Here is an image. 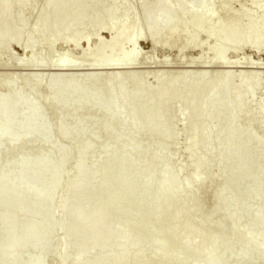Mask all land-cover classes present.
I'll use <instances>...</instances> for the list:
<instances>
[{"label": "rangeland", "instance_id": "1", "mask_svg": "<svg viewBox=\"0 0 264 264\" xmlns=\"http://www.w3.org/2000/svg\"><path fill=\"white\" fill-rule=\"evenodd\" d=\"M44 1L45 0H35L34 2V0H23V7L12 10L7 19L0 20V37L3 42L8 43L0 49V74L8 73L4 74L5 80L2 79L5 83L1 81L2 84L4 83L5 85L0 84V87L2 86L0 88V101L7 97V95L13 93L12 96H18L22 103V106L18 109L10 106L4 110H0V116L3 119V122L0 123V127L8 122V118L16 113L15 111H17V115L20 118H25L29 112L30 105H34L48 117L51 116V119L48 118V120H51V124L48 126V130H44V133L53 132L61 128H64L66 130L65 132L71 137L79 133H92L95 130V115L99 108H103L105 112L111 114V112L119 108L130 98L137 97L140 100L146 97L149 98V96H155V98H157L160 96L161 90L167 87L166 84L175 79L176 75H179V72L190 71L189 74H192L191 72L197 69V67L194 69L195 66L192 64H181L179 66L173 64L171 68L163 69L160 68V66L156 67V63H154L155 65L153 64V62L156 61H153V59L162 58L161 56H164V53H152L151 50H149V44L144 42L143 39L146 36V23L142 14L151 16L157 9L162 7H166L167 10L173 13L177 9H181L188 13V15L196 16L195 18L197 19H194L198 21L195 22L185 18L181 22V27L176 32V40L172 46V53L169 56V61L175 62L179 60L187 62L194 60L200 53L201 47L199 41H203L202 39H198L200 37H197L194 31L199 28L203 35L206 34L207 36V34L211 33L210 30L216 29L214 24H219L218 27L222 28L221 24L224 23L225 27L223 24V29L220 28L223 32L217 28L220 30L219 33L221 32L220 36L217 38L218 42L215 40L211 45L217 42L215 46L217 51L227 49L228 52L223 58L246 63L243 66L245 68H241L242 71L246 70V68H251L253 71L261 72L259 73L258 80L253 79L252 81H257L260 88L252 95V84L246 92L239 96V100L244 102L246 107L236 116L238 129L231 141V148L236 147L241 139L240 136L244 129L242 122L245 117L250 113L256 112L259 107H261V101H264V1L262 0L260 2L258 0H228L227 5L220 10L215 9L217 0H204L202 4L192 2L189 4L188 8L180 5L177 7L174 0H158L155 4L146 7L143 13V7L135 2L136 0H125V5L127 4L126 6H129L131 14L126 12L125 5L122 2L116 1L112 6L115 11L113 16H108L106 14V10L110 7V4L105 1H101L100 10L96 11L86 10L82 8L80 4H76V6L69 9H59L53 13L48 12L43 7ZM256 2L258 4H256ZM175 15L176 14L161 19L155 31L156 36L153 41L159 44V47H161L160 49L166 47V37L171 30V23L177 17ZM210 16L214 17L212 24H208L206 21ZM43 17H47L48 21L40 28L35 29V24ZM99 22L100 24H102V22L105 23L104 29L96 34V26ZM253 22L257 23V27L254 26L255 24H253ZM4 23H6L8 27L2 32L1 26ZM134 23H137L138 35L140 36L137 43L140 60H142L141 62L147 60L150 61L149 63H152L146 66L139 65L135 67L136 69H131L132 71H136L139 68L140 72H144L145 74L139 78L138 82L143 86L145 84L147 85H145L146 87L143 88V90L128 86L127 89L123 90L127 95L123 98L124 100H118L114 102L112 106L104 108L102 105L105 104V97L108 92L104 90L105 87H102L103 89L100 88L99 99L91 101L88 104L85 103L81 108H78L80 105V103L79 105L77 103L79 97L88 95L92 92V85H87L88 87L81 89L75 97H68L62 91H55L54 106L47 109L43 103L46 96L53 92V77L47 76L48 81L39 89L38 98L35 102L29 101L28 99L30 94H33L32 89L29 87L28 89H24L19 86L17 90L13 84L16 81L13 80V78L18 77L20 74L23 76L28 73H45L46 75L56 73L57 71H54L53 68L47 67L44 71V69H40V67H35V64L54 63L62 55L65 57V60L81 57L106 60V57H108L107 53L103 52V50H98V47L101 46V44L106 45L110 43L111 40L117 36L122 39V44L124 43V46L122 45L119 47L118 51L114 54L115 57H121V55L126 52L125 42L132 37L128 29ZM84 26L88 27L86 31H83ZM251 26H254V28H250ZM113 27H115V29L111 30ZM67 33L71 37L69 36L70 38L67 42H63L62 38L64 34ZM13 34L18 35L20 44L30 43L29 48L24 51L19 46L20 44H17V42L13 40ZM51 34L56 36L55 40L48 42L47 38ZM253 38L257 39L252 40ZM208 44L210 45V43ZM206 51L208 58H213L212 51H210L211 54L208 52L209 50ZM25 55L32 56L26 64L23 66L11 65V62H13L10 61L11 59L18 61ZM153 55L156 56L154 57ZM213 60L216 61V59ZM147 61L144 63H147ZM158 70L159 72H165L163 77L160 76L161 74ZM9 74L11 77L8 79L7 77ZM208 74L209 73H206L204 76L202 75V80L200 79V81H202L201 86L194 91H188L184 88L186 85H193V80H195L192 79V77L190 78L189 75V77L185 75L186 78L183 79V83L180 84L181 86L170 92L167 105L162 113L155 115V108H153L154 110L151 108L149 112H145V114L138 118L136 115L140 112L138 109L139 107L129 109L121 118L119 140L109 143L101 140L100 143L98 142L99 144H92L90 149L93 151V157L88 160H83L81 162L75 160L78 150L85 146V140H74L70 142V139H67V137H56L52 140L53 143L50 144L51 161L49 163V169L52 170L55 168L57 158L60 156L58 152L59 149L63 150V148H67L65 151L66 160L61 165V169L66 173L62 181V186L64 187L75 180L73 170L79 164L90 162L91 160L105 155H109L113 158L111 163L108 162L105 164V167H107V174L95 175V173L92 172L93 170H90L82 177L84 186L80 189L69 193L64 198L48 195L43 196L39 201L40 204L49 203L52 207L59 206V208H61L55 218L64 219L69 216H74L77 221L86 223L87 225V231L85 233L68 238V240L64 242L65 248L63 249V253L67 261L63 264H70L77 249L84 247L86 240L93 235L91 231L93 227H101V231L97 236V248H104V250L114 253L120 247L124 239L130 238L131 234L122 231L119 238L112 244H103V238L115 232L118 226L125 227L136 222H140L139 224L141 227L135 235L136 244L141 246L142 244L153 241L155 237L162 236L157 241V245H155L150 252H146L139 257H133L131 253L134 250L130 249V256L125 258L120 264H159L158 260H154L153 257L156 252L163 250L162 246L170 247V250L166 251L169 254V258L165 264H204L205 260L213 255V252L210 249V240H199L198 237H200L203 232L210 229V227L215 228L217 226L222 228L221 238L220 241H218L219 249L227 248L228 252L240 253L249 248L256 253L255 255L256 257L258 256L257 258H260V263L264 264V248L259 250L258 247L259 243L264 242V230H259L257 227L259 223L264 220V207L259 206L260 203L264 202V172L255 184H251L255 171L258 169L264 171V121L260 126L255 124H253V127L251 126L249 138L245 143V150L242 151L239 160L229 159L216 163L217 158L224 149L225 137L229 133L227 122L232 118V107L235 104L231 99L238 93L237 86L239 85L240 77L233 82L225 80L221 83V81L218 90H208L207 84L211 81L212 77L209 76L212 73L207 76ZM191 76H193V74ZM198 78L199 77L196 79L197 81ZM71 79L72 78H63V86L71 84L73 82ZM197 81H195V83ZM11 85H14L12 86L13 88ZM14 87L15 91L17 90L16 92H13ZM11 88L13 91L10 93L12 90ZM61 102H65L68 109L78 108L77 113L70 116L67 114V111H56V106ZM219 102L221 104H219ZM189 108L198 109L200 114L204 116V121L198 126L195 125L193 119L184 120L180 115H172V112H186ZM213 112L218 115V122L213 125L210 133L211 137L217 139V144H211L209 141L202 138L196 140L193 133L196 131L203 133L209 129L211 125L209 122V115ZM136 118H138V120ZM48 120L45 117H37L27 123H21L20 127L16 129H7L3 131L2 137L6 139V141L2 144V147L4 149L8 148L10 145L9 142L15 140L18 133L21 132L22 129L27 128L29 123L32 124L34 130H37L38 128L45 127ZM132 121L136 123L134 129L130 131L125 130L126 125ZM76 122H80L81 126L75 127L74 123ZM154 125L158 126L156 127ZM144 134H149V138L143 143L131 142L129 140L133 135L140 137ZM37 139V144L39 143L40 145H45L49 142L45 134ZM102 141L104 142L102 143ZM191 142L197 147V152L191 156H187L186 145ZM121 146L122 149L116 150ZM32 148L33 147H28L26 150L18 152L15 159L12 160L8 166L9 172L7 174L0 173V189H5L12 184L17 186V192L7 198L5 205L2 204L5 199L0 193V205H3L0 206V214L9 210L14 204L20 201L19 194L24 188L29 186V180L34 174H38L41 181L33 185L31 187V192L23 197L25 203L31 201L37 193L44 194V185L42 182L53 178V176L47 172H34L28 167L15 173V176L13 175L17 163L21 159L27 157L30 152H33L32 156L27 157L30 162L43 158L46 153L43 152L42 149L33 151ZM256 149L262 152L259 154V151ZM164 150L168 153L166 156L162 153ZM40 151H42L43 154ZM201 151L208 152L210 158L203 160L198 157V153ZM38 152L40 154L35 155V153ZM129 152L134 154L135 160H133L130 165L124 166L122 171L124 173H129L135 169H143V172L134 179L133 186L137 187L136 190L131 194L125 195L115 208L109 209L103 216L105 218L104 221L113 218H115V220L98 224L89 219V213L98 204V201L88 203L85 212L78 215L74 205L81 200L82 194L87 189L94 188L101 181L108 184L114 182L115 177L112 175V171L116 169V163L122 161V158ZM251 153H253V157H250ZM148 161L149 164H146ZM192 166L198 167V170L194 173H192L190 169ZM159 167H163V171L155 176L154 173ZM226 168L230 171L227 177L224 176V170ZM241 169L245 170L244 175L242 178H237V174ZM89 174L90 177H88ZM172 174L176 175L173 183L174 187L178 188L180 185H183L185 188L178 193L175 191L172 192L161 205L154 203L152 200L157 194L158 187L160 185L162 186ZM208 176H210L209 179H207ZM92 177L93 179L90 180ZM195 179H203L204 182L192 186L191 182ZM148 181L152 183V190L143 200H140L141 186ZM89 183L91 184L89 185ZM101 193L103 197H108L115 192L113 188L110 187L104 188ZM250 193H257V196L250 200ZM189 211L191 212L190 214L188 213ZM237 212H240L243 216L240 220L235 222H231L229 217L223 216H231ZM222 213L223 215H221ZM154 214H157L158 220L153 223L150 217ZM15 215L10 218L0 217V250L16 243L19 235L27 228L26 225L31 226V224L37 220L36 215L27 213L22 217L25 223H16L12 226V230H9L8 221L12 219L16 221V218H19V215ZM221 216H223V218H221ZM52 219H54V217L48 218L50 221ZM72 226L73 223H69L53 231L33 233L25 240L24 246L27 247L38 238L43 237L49 246L43 249L45 257L42 259L41 264H56L55 258L60 251L61 235ZM187 226H190L191 229L187 231L184 238H181L179 232L181 230L186 231L185 228ZM165 231L173 232L168 234L165 233ZM9 233V240L4 242L2 236L6 234L9 235ZM236 240L240 241L237 242V244L230 245V243ZM85 255H87L85 264L94 262L97 259L96 255H90L89 253ZM196 255H202L203 259L195 262L194 257L192 259L188 258L189 256ZM26 260L22 258V260H18L15 263L2 262V264H26Z\"/></svg>", "mask_w": 264, "mask_h": 264}, {"label": "bare ground", "instance_id": "2", "mask_svg": "<svg viewBox=\"0 0 264 264\" xmlns=\"http://www.w3.org/2000/svg\"><path fill=\"white\" fill-rule=\"evenodd\" d=\"M101 1L109 2L110 7L106 10V14L108 16H113L115 14L114 9L112 6L115 4L116 1H120L125 5V0H45L43 2V7L48 11V12H55L56 10L59 9H69L71 7L76 6V4H80L82 8L86 10H91V11H96L100 10V3ZM158 0H136L135 2L139 3L142 7V13L145 11V8L155 4ZM253 1V0H252ZM256 1V0H255ZM259 2L261 0H258ZM264 1V0H262ZM35 2V0H34ZM192 2H197L198 4H202L204 0H174V3H176V6H184L188 8L189 4ZM228 0H217V4L215 6L216 10L222 9L225 5H227ZM251 3V2H250ZM264 3V2H263ZM23 0H0V20L1 19H7L8 15L10 12L14 9H18L23 7ZM254 4V3H253ZM256 4H258L256 2ZM255 4V6H256ZM127 5V4H126ZM125 5V10L127 13L131 14L129 10V6L127 7ZM251 6V5H250ZM254 6V5H253ZM177 16L173 22L170 25V32L166 37V47L163 49H160L158 43H155L153 41L156 36V29L160 23L161 19L166 18L167 16ZM80 16V14H79ZM143 19L146 23V36L144 37V42H147L149 44L150 49L152 53H159L163 52L164 56H161L162 58H155L153 59L156 60L154 63H156V67L160 66V68H171L173 64H176L177 66L181 64H192L194 69L197 67L196 71L193 70L191 72L192 74H189L190 71H182L179 72V75H176L175 79H173L171 82H168L167 87L161 90L160 96L155 98V96H149L143 99H139L137 97L135 98H130L127 101H125L124 104H122L119 108H116L111 114H108L103 110V108H99L97 110V113L95 115V130L92 133H79L76 134L74 137H71L65 132L66 130L64 128H61L59 130H54L53 132H48L44 133V130H48V126H50V117L45 115L44 112L40 111L36 106L30 105L29 112L25 116V118H20L16 113L11 115L8 118V122L0 127V173L2 172L3 174H7L9 172L8 166L12 160L15 159L16 154L20 152L21 150H26L28 147H33L32 150H40L42 149L43 152H46L43 158L37 159L34 162H30L29 156L33 155V152H30L27 157L21 159L18 163L16 168L13 171V175L15 176V173H18L21 169L28 167L34 172H47L53 178L51 180L43 181L44 185V194L42 193H37L34 195V198L29 201V202H24L23 197L27 195V193H30L32 190V186L35 185L36 183L40 182V178L38 174H34L30 180H29V186L24 188L21 193L19 194V199L16 204H14L9 210L2 212L0 214L1 218H10L13 215L17 216L19 215V218H16L15 220H10L8 221V226L9 230H12V226H14L16 223H25L24 220L22 219L23 215L27 213H33L34 215L37 216V220L31 224V226H27L25 231L22 232V234L19 235L18 240L16 243L9 245L8 247H4L0 250V264L2 262H16L18 260L23 259H28L26 260V264H41L42 259L45 257V252L43 249L49 245H47L46 241L44 240L43 237L38 238L35 242L30 244L29 246L25 247V240H27L33 233L36 232H44V231H53L57 228H59L62 225H66L69 223H73V226L67 230L65 233L61 235V242H60V251L57 257L55 258L56 264H63L65 261H67V258L64 256L63 249L65 248V241L68 240V238H71L73 236H78L80 234H83L87 231L86 229V223H81L77 221L74 216H69L68 218L64 219H57L55 218L57 213L61 208L59 206L57 207H52L49 203L46 204H40L39 201L43 198V196H56V197H66L69 193H72L81 187L84 186V182L82 177L84 174L90 170H93L92 172L95 173V175L100 174V175H105L107 174V170L105 167V164L108 162L111 163L113 161V158L109 155L105 156H100L99 158L95 160H91L90 162H85L84 164H79L74 170H73V176L75 177L72 183H70L68 186L64 187L62 186V181L64 176L66 175L65 172L61 169L62 163L66 160V149L63 148L59 149V154L60 156L57 158L56 161V166L54 169H49V163L51 161V154H50V149L51 145L53 142L52 140L54 138H62V137H67V139H70L71 141H80V140H85L86 144L85 146L81 147L78 150L77 157L75 160L77 161H83V160H88L89 158L93 157V151H91L92 144L100 143L101 140H104L105 142H113L116 140H119V131H120V122L121 118L125 115V113L128 112L129 109L131 108H138L140 112L136 115V117L140 118L141 115L145 114V112H149V110L152 108H155V115L164 112L165 107L168 102L169 94L170 92L176 90L181 86L180 84L183 83V79L186 77L190 78L192 77L193 80V85H186V88L188 91H194L196 88L201 86L200 79L202 80V75H206V73H212L207 75L211 78V81L209 84H207L208 90H218L219 85L223 83V81L227 80L228 82H233L236 79L240 77L239 85L237 86L238 93L235 97H233L231 100L234 101V106L232 107V118L227 122V126L229 127V133L228 135L224 138V149L221 151L219 157L216 160L217 162H223L225 160L229 159H234V160H239L242 151L245 150L246 147V140L249 138L248 136L250 135V130L251 126L253 127V124L260 126L263 121H264V101H261V107L256 112L250 113L248 116L245 117V119L242 122L243 130L240 136V141L238 142L236 147L231 148V141L234 137V135L237 133V126L238 122L236 121L237 118L236 116L241 113L245 107L246 104L239 100V96L242 95L244 92L247 91V89L253 84L252 88V95L256 92L257 89H259V84L257 81H253V79L258 80V76L260 75L257 71H253L251 68H246V70H243V67L246 63L241 62V61H233V60H227L223 58L227 54V49H222L221 51H217L215 49L216 43L218 42L217 38L220 36L219 31L223 29V24L222 28L218 27L217 24H214L216 29L210 30L211 33L203 35V33L200 31V29H196L194 33L196 34L199 40L202 39L203 41L200 42V53L196 56L194 60H190L187 62H182V61H175L171 62L169 61V56L172 53V46L175 43L176 40V32L179 30L181 27V22L186 18L189 20L195 21L196 16L194 15H188V13L184 12L181 9H177L174 13L167 10L166 7H162L157 9L151 16H146L143 15ZM133 17V16H132ZM195 18V19H194ZM48 21L47 17H43L39 22L35 24V29L40 28L43 24H45ZM207 23L212 24L214 21V17H208L207 18ZM137 22V20H136ZM198 22V21H195ZM200 22V21H199ZM104 24H100V22L97 24L96 28V34L101 32L104 28ZM137 23H134L128 31L130 34H132V37L128 39L125 42V48L126 52H124L121 57H115V52L118 51L119 47L122 45L124 46V43L122 44V39L117 36L114 39L111 40L110 43L104 45L101 44V46L98 47V50H103V52L107 53L106 60L105 59H94V58H87V57H81V58H71L70 60H65L64 56H60L57 61L54 63H49V64H35V67H40V69H44L47 67L53 68L54 71H57L54 74H49L46 75L45 73H28L26 75L21 76V74L18 77H14L13 80H16L15 87L18 90V87L21 86L24 89L28 87L32 89L33 94H30L29 96V101L35 102L37 101L38 98V91L41 89L42 86L46 84L48 81V77H53L52 81V90L53 92L49 95L46 96L44 100V105L45 108L49 109L53 107L54 105V93L55 91H62L66 96L68 97H75L77 93L83 89L88 87L89 85H92V92L88 95H82L79 97L77 103L79 105L78 108H81L85 103H89L91 101H95L100 98L99 93H100V88H104V90L108 92L106 94L107 96L105 97V104L104 108H108L109 106H112L114 102H117L118 100H124L127 95L123 91L130 87L134 88H139L140 90L145 88L147 84L144 86L139 84L138 80L144 72H140L139 68L137 70L139 71H132L133 69H136V66H143V65H150V61H147V63L141 62L139 57V50L137 48V43L139 41L140 36L138 35V26L136 25ZM198 24V23H197ZM254 26L257 27V23H254ZM217 25V26H216ZM254 26H251L250 28H254ZM8 25L4 23L1 26V31H5ZM225 27V24H224ZM217 28H221L220 30ZM88 29L87 26L83 27V31H86ZM115 27H113L111 30H114ZM222 31V30H221ZM223 32V31H222ZM219 35H218V34ZM70 35L64 34L62 40L63 42H67L69 40ZM55 35L51 34L48 38L47 41L51 42L55 40ZM202 37V38H201ZM13 40L19 43L18 35L13 34L12 35ZM204 38V39H203ZM257 38H253L252 40H255ZM217 41L214 43V45H211L214 41ZM210 43V45L208 44ZM253 43V42H251ZM8 43L3 42V40L0 37V49L4 46H6ZM208 44V45H207ZM24 51L29 48L30 43L27 44H20L19 45ZM206 46V47H205ZM214 48V49H213ZM213 49V51H212ZM210 53L212 51L213 53V58L211 57L208 58L207 51ZM150 52V53H151ZM151 53V54H152ZM211 54V53H210ZM154 57L156 55H153ZM158 56V55H157ZM32 56L25 55L23 58H21L18 61L10 60L13 61L11 62V65H17V66H23L26 64V62L31 59ZM213 59H216L213 60ZM152 60V59H150ZM10 63V62H9ZM155 65V64H154ZM152 66V65H151ZM155 67V68H156ZM254 67V66H253ZM141 68V67H140ZM143 68V67H142ZM148 68V67H146ZM210 68V70H209ZM242 68V69H241ZM257 68V67H255ZM132 69V70H131ZM208 69V70H207ZM241 69V70H238ZM249 69V70H247ZM47 70V69H46ZM38 71V70H37ZM41 71V70H39ZM168 71V70H167ZM43 72V70H42ZM159 72V70H158ZM157 72V73H158ZM169 72V71H168ZM152 73V72H151ZM161 75H160V74ZM158 74L163 77L165 72H159ZM171 73V72H170ZM181 73V74H180ZM8 74V73H4ZM4 74H0V84L5 85V76ZM147 74V73H146ZM195 74V75H194ZM15 75V74H13ZM186 75V77H185ZM189 75V76H188ZM212 75V76H211ZM8 76V75H7ZM48 76V77H47ZM167 76V74H166ZM9 76L7 77L9 79ZM196 77V78H195ZM198 78V81L196 80ZM63 78H72L73 82L69 85L63 86ZM165 78V77H164ZM3 79V80H2ZM11 80L12 82H14ZM3 81L4 83L2 84ZM195 81H197L195 83ZM222 81V82H221ZM221 82V83H220ZM7 84V83H6ZM118 84V85H117ZM14 85H11L14 86ZM88 85V86H87ZM165 85V84H164ZM142 86V88H141ZM2 87V86H1ZM0 87V88H1ZM14 87L11 88L12 90L10 93L16 92ZM21 88V89H23ZM102 88V89H103ZM20 89V88H19ZM91 89V88H90ZM120 90V92H119ZM123 91V92H122ZM8 92V91H7ZM13 93L10 95H7L4 99L0 101V110H4L8 107H12L15 109H18L21 104V99L18 96H12ZM252 97V96H251ZM219 104H221L219 102ZM223 106V105H221ZM226 106V105H225ZM229 106V104H228ZM78 108H67V105L65 102H61L59 105L56 106V111L58 112H65L67 111L68 115H72L74 113H77ZM89 112V111H86ZM152 112V110H151ZM44 115V116H43ZM172 115H180L184 120H189L193 119L194 123L196 126H198L202 121H204V116H202L199 112L198 109L195 108H189L188 111L184 112H172ZM37 117H45L50 118L45 127L38 128L37 130H34L32 127V124L29 123V126L27 128L22 129L21 132L18 133L17 137L15 140L9 142L10 145L8 148H3L2 144L6 141V139H3L2 137V132L7 130V129H16L20 127L21 123H27L29 121H32V119L37 118ZM138 118H136L138 120ZM209 122L211 123L209 129H207L205 132H200L196 131L193 133V136L196 140H200V138L209 141L211 144H217V139L211 137L210 131H212L213 125L218 122V115L216 113H211L209 115ZM135 120V121H137ZM3 122L2 117L0 116V123ZM40 124V123H39ZM80 122L74 123L75 127H79ZM254 125V126H255ZM134 126H136V123L134 121L129 122L125 130H133ZM158 126V125H154ZM200 132V133H199ZM45 134V136L48 138L49 142L46 143L45 145L42 144L39 145L37 144V138ZM149 138V134H144L140 137H136L135 135L131 136L129 140L131 142H136V143H143ZM201 139V140H202ZM257 140V139H255ZM102 141V143L104 142ZM98 143V144H99ZM194 146V143L191 142L190 144L187 143L186 145V155L191 156L192 154H195L197 152V147ZM231 148V149H230ZM122 149V146L117 148L116 150ZM258 150L259 154L262 152L259 149ZM40 151L42 154L43 152ZM163 155L166 156L168 153L166 150H164ZM40 154L35 153V155ZM253 153H251L250 157L252 156ZM198 157L202 158L203 160L210 158V154L206 151L198 153ZM133 160H135V156L132 152H129L125 155V157L122 158V161L116 163V169L112 171V175H114L115 180L112 183H105L104 181L99 182L94 188L87 189L82 195L81 200L77 202L74 207L75 211L78 215L82 214L85 212L86 205L92 201H98V204L90 211L89 213V219L92 220L95 223H108L110 221L115 220L109 219L108 221H104L105 218L103 217L105 213L109 209L115 208L119 202L122 200V198L127 195L131 194L136 190L137 187L133 186V182L135 177L140 176L142 174L143 169H135L130 171L129 173H124L122 171V168L126 165H130ZM149 164V161L146 163ZM192 173L196 172L198 170L197 166H192L190 167ZM163 171V167H159L158 170L154 173L155 176L159 175ZM190 171V173H191ZM245 170H240L237 174V178H242L244 175ZM263 170L258 169L254 173V177L251 180V184H255L263 175ZM230 171L228 168L224 170V176L227 177L229 175ZM178 175V174H177ZM90 177V174L89 176ZM176 178L175 174H172L163 184L162 186L160 185L157 189V194L153 198V202L156 204H163L164 200L172 193V192H181L185 186L180 185L178 188L174 187V180ZM210 176L207 177L209 179ZM93 177L90 179L92 180ZM89 182V181H88ZM203 179H195L191 182L192 186L198 185L203 183ZM91 183H89L90 185ZM113 188L114 194H110L108 197H103L101 194V191L104 188ZM152 183L147 182L146 184L141 186L140 193L141 197L140 200H143L144 197L148 195L149 192L152 190ZM17 192V186L15 184L7 186L5 189H0V193L4 197V202L2 203L5 205V202L7 198L10 196L14 195ZM257 196L256 194L250 193L249 194V199H253ZM0 206H3V205ZM259 206L264 207V202L260 203ZM189 214L191 213L190 211L188 212ZM223 215V213L221 214ZM224 217H229L231 222L238 221L242 218L243 215H241L240 212L235 213L234 215H223ZM221 216V218H223ZM54 217L51 221L48 220V218ZM172 218V217H171ZM152 221H151V220ZM151 222H156L158 220L157 214H154L150 217ZM140 223V222H139ZM138 222L132 223L130 225H127L125 227L123 226H118L117 230L113 233L108 234L105 236L102 240L103 244H112L115 240H117L122 233V231L127 232L128 234H131L130 238L124 239V241L121 243L120 247L114 252L110 253L108 250H104V248H97V236L99 232L101 231V227H93L91 229L92 234L85 242L84 247L77 249L75 256L73 257V260L71 261L70 264H85V259L86 256L85 254L89 253L90 255H96L97 259L94 262H91L89 264H120L125 258L129 257V251L130 249L134 250L131 255L133 257H139L142 254L146 252H150L155 245H157V241L159 240L160 237H155L153 241L147 243V244H142L141 246L136 244V233L138 232L140 227V224ZM259 230H264V220L259 223L257 226ZM145 229V228H143ZM191 227L187 226L185 228L186 231L181 230L179 232V236L181 238H184L186 235L187 231L190 230ZM141 230V229H140ZM221 231L222 228L219 226L215 228L208 229L206 232H203V234L198 237L199 240H210V249L213 252V255L205 260L204 264H261L260 263V258L256 257V253L252 251L251 249H246L243 252L237 253V252H228L227 248L219 249V244L218 241H220L221 238ZM173 231H165V233L170 234ZM247 234V233H245ZM165 235V234H164ZM163 235V236H164ZM10 238V233L9 235L6 234L2 236V240L4 242H7ZM182 240V239H181ZM240 240L233 241L231 244H237ZM240 244V243H239ZM259 250H262L264 248V242L259 243ZM163 250H160L155 253L153 259L158 260L159 264H165L169 258L167 250H170L169 246H162ZM194 261L198 262L202 260V255H196V256H189L188 258H193ZM13 263V264H14Z\"/></svg>", "mask_w": 264, "mask_h": 264}]
</instances>
